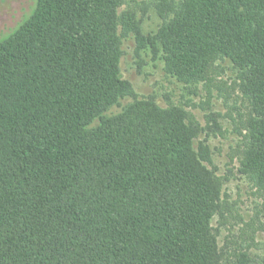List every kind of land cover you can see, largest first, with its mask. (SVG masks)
<instances>
[{
  "label": "trees",
  "instance_id": "trees-1",
  "mask_svg": "<svg viewBox=\"0 0 264 264\" xmlns=\"http://www.w3.org/2000/svg\"><path fill=\"white\" fill-rule=\"evenodd\" d=\"M126 3L37 0L0 41V264H222L221 182L186 109L106 116L133 93L132 35L186 84L235 65L251 103L239 171L264 188V0H180L155 36Z\"/></svg>",
  "mask_w": 264,
  "mask_h": 264
},
{
  "label": "rangeland",
  "instance_id": "rangeland-1",
  "mask_svg": "<svg viewBox=\"0 0 264 264\" xmlns=\"http://www.w3.org/2000/svg\"><path fill=\"white\" fill-rule=\"evenodd\" d=\"M179 1L168 0L166 5L163 0H126L122 10L134 12L143 33L155 36L174 17ZM36 3L37 0H0V41L31 16ZM136 47L133 35L123 39L121 75L131 83L133 93L106 116L121 114L136 100L144 99L154 100L163 109L184 107L190 123L199 130V142L208 147L211 164L207 166L221 182V207L212 226L223 253L222 264H239L243 254L249 257L250 264H262L264 188L239 171L251 113L249 98L240 87L242 74L229 59L219 57L210 67L207 81L186 84L167 72L162 51L155 56L151 47L142 51Z\"/></svg>",
  "mask_w": 264,
  "mask_h": 264
}]
</instances>
